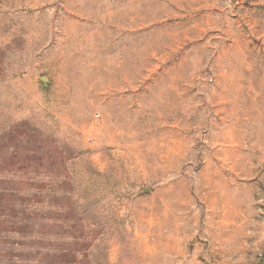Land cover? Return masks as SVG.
Instances as JSON below:
<instances>
[{"label":"rangeland","instance_id":"1","mask_svg":"<svg viewBox=\"0 0 264 264\" xmlns=\"http://www.w3.org/2000/svg\"><path fill=\"white\" fill-rule=\"evenodd\" d=\"M0 264H264V0H0Z\"/></svg>","mask_w":264,"mask_h":264}]
</instances>
